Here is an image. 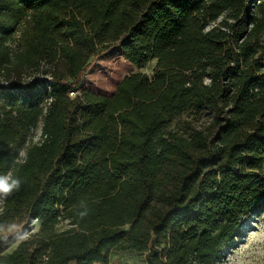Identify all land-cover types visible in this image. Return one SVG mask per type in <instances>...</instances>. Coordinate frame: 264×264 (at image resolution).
I'll list each match as a JSON object with an SVG mask.
<instances>
[{
    "label": "trees",
    "instance_id": "16d2710c",
    "mask_svg": "<svg viewBox=\"0 0 264 264\" xmlns=\"http://www.w3.org/2000/svg\"><path fill=\"white\" fill-rule=\"evenodd\" d=\"M114 47L153 75L81 90ZM5 177L0 264H217L264 205V0H0Z\"/></svg>",
    "mask_w": 264,
    "mask_h": 264
},
{
    "label": "rangeland",
    "instance_id": "374dc122",
    "mask_svg": "<svg viewBox=\"0 0 264 264\" xmlns=\"http://www.w3.org/2000/svg\"><path fill=\"white\" fill-rule=\"evenodd\" d=\"M154 69L155 62L144 68L134 67L124 59L121 48L114 47L92 63L80 89L110 96L126 76L144 73L151 77ZM76 92L78 91L72 92L71 95L74 96ZM179 125V122L173 124L170 130H177ZM2 179L7 180L6 177ZM6 197V193L0 192V207ZM18 230L15 229L13 232ZM110 264H147V261L144 255L126 251L113 253ZM217 264H264V205L243 222L233 242L223 251Z\"/></svg>",
    "mask_w": 264,
    "mask_h": 264
},
{
    "label": "clouds",
    "instance_id": "9594fccd",
    "mask_svg": "<svg viewBox=\"0 0 264 264\" xmlns=\"http://www.w3.org/2000/svg\"><path fill=\"white\" fill-rule=\"evenodd\" d=\"M19 184L20 181L18 180H14L11 184H9L6 179H0V192L10 194L14 187H19Z\"/></svg>",
    "mask_w": 264,
    "mask_h": 264
}]
</instances>
